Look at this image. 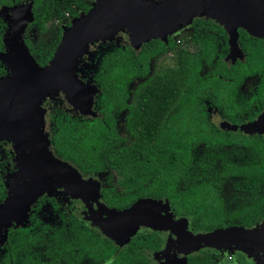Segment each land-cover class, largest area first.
Returning a JSON list of instances; mask_svg holds the SVG:
<instances>
[{"label":"trees","instance_id":"obj_1","mask_svg":"<svg viewBox=\"0 0 264 264\" xmlns=\"http://www.w3.org/2000/svg\"><path fill=\"white\" fill-rule=\"evenodd\" d=\"M89 9L90 6L81 0H33V25L41 32L51 22L69 26L70 20L77 17L78 11L86 13ZM61 34L62 30L59 28L47 42L36 46L26 41L30 53L40 66H45L52 59ZM149 58L144 46L138 53L130 47L113 52L107 42L96 44L93 50L90 48V55L83 59L87 66L82 72L84 78L91 80L100 91L95 97V105L102 118L99 122L98 119L92 120L89 125L76 122L71 129L72 125L65 126L62 111H52L55 147L63 159L74 164L85 162L88 165L86 169L91 171H95L97 167L101 169V164L106 160L111 163L114 161L109 149L111 133L104 124L109 125L112 119V107L123 103L124 86L136 78L146 77ZM197 60L187 47L180 49V91L177 96L181 115L192 112L188 106L191 99L199 97V91L202 90L198 89L205 87L202 81L198 84L194 82ZM218 74L232 77L230 72ZM247 75V72L240 73L241 78ZM151 79L146 80L133 95L138 100V108L132 110L130 115L135 127L133 134L136 142L132 149L118 151L120 170L127 179L124 187L127 191L137 190V195L120 199L111 190L108 198L112 205L129 206L136 196L141 195L153 199L165 198L173 213L177 217L188 218L195 231L210 232L232 226H256L264 219V136L239 135L234 139L204 135L203 132L194 135L184 130L183 126L177 136L171 133V124L165 126L147 122L142 117L139 105L143 97L148 95L149 99L158 101L159 104L153 106L152 112L165 108L166 98H172V92L169 95L168 91L174 83L171 72L164 80L160 79L156 85L149 86L148 93H145ZM212 80V86L215 87L216 83H222L216 77ZM257 92V99L264 107V79ZM199 142L205 145V153L201 157L193 154V149ZM227 145L229 148H226ZM146 182L148 185L142 187ZM70 230L73 232L71 241L77 247L83 243L85 247L91 245V251H87L89 256H100L109 261V264H151L144 251H156L161 244L155 234H139L131 240L128 247L120 251L113 248L109 241L98 239L92 234H83V231L74 230L72 225ZM62 234L63 227L54 229L51 248L44 252L58 264L65 248ZM21 235L23 240L30 239L29 234L24 236L21 231ZM11 238L18 240L15 234ZM95 248H99L100 253ZM10 252L14 255L16 250L12 249ZM190 264H216L215 256H196L190 260Z\"/></svg>","mask_w":264,"mask_h":264},{"label":"flooded vegetation","instance_id":"obj_2","mask_svg":"<svg viewBox=\"0 0 264 264\" xmlns=\"http://www.w3.org/2000/svg\"><path fill=\"white\" fill-rule=\"evenodd\" d=\"M29 1L0 0V52L5 51L2 38L7 30L1 11L14 5H24ZM91 2L87 1V4L90 6ZM80 13L84 12L80 11ZM229 14L222 16V20L206 16L194 18L189 24L181 26L171 34H168L166 41L160 39L150 40L147 44H143L138 51L132 48L126 33L119 32L107 42L113 52L119 48L130 47L138 53L144 46L146 54L150 58L147 62L146 77L136 78L124 86L123 103L115 104L112 107V119L109 125L103 123L111 133L109 149L114 161L111 163L106 160L101 164V169L97 167L95 171L87 170L88 165L85 162L74 164L63 159L55 147L53 131L55 123L53 122L52 111L55 110L63 112L62 115L66 121L65 126L70 127L72 125L71 129L76 122L80 124L85 122L88 125L94 119H98L99 122L102 115L96 109L98 107L95 105V100L92 108L97 113L95 118L84 116L79 109L68 105L63 94L54 95L51 98L47 97L43 100L42 107L46 109L44 132L50 141V150L57 159L67 162L78 171L85 182L79 187V190L83 191V193L80 197L73 198L70 195L71 190L56 188L51 190L49 194L45 193L38 197L30 206L25 226L12 222L6 229V240L0 246V264H56L57 262L54 263L52 257L50 255L46 256L44 252L50 250L53 230L59 227H63L62 235L65 243V248L62 251L63 258L59 264H109V261L105 258L89 256L87 251H91V245H86L85 247L83 243L77 247L75 242L71 241L73 236V232L70 230L71 225L74 230L83 231V234H92L98 239L109 241L113 248L120 251L128 247L131 240L139 234H155L161 240L160 247L156 251H144L147 261L151 264H170L173 260H179L184 257L187 264H190V260L193 257L203 255L215 256L216 264H229L227 261L232 258L230 260L227 258L226 261L224 254L211 248H203L185 255L183 252L185 249L176 245L177 237L170 231L154 232L148 228L141 227L129 243L117 246L106 238L97 227L93 226L90 219L92 217L105 219L107 215L105 210L102 209L103 206L109 209L124 210L139 199L149 198L143 195L136 196L135 201L126 207H115L108 198L111 190L120 199L137 195V190L127 191L124 187L127 179L120 170L121 163L118 161V151L130 150L136 142L133 134L135 127L132 124V119L130 120V115L132 110L138 108V100H135L133 95L149 78H152V81L146 87L145 93H148L149 86L156 85L160 79L164 80V77L171 72H173L174 83L168 91L169 95L172 92V98H166L165 108L152 112L153 106L159 104L158 101L149 99L148 95L143 97L139 105L140 111L143 113L142 117L147 122L151 121L154 125L164 124L165 126L171 124L170 128L173 130L171 133L177 136L182 126L184 130L192 132L194 135L202 134L203 132L204 135H220L221 137L234 139L239 135L263 136L261 134L246 135L242 132L225 130L227 125L239 127L250 124L264 114V107L260 105L257 99V88L264 79V39L251 35L248 32V27L246 28L243 22L228 20ZM230 21L232 23L231 27L230 25L228 26ZM33 26V24L28 25L23 35L25 43L26 41L30 42L29 33ZM231 29H234L236 33L237 49H235L234 54L231 53L229 44V30ZM94 47L90 48L93 50ZM182 47H187L193 58H198L196 70L194 71L195 84L200 81L205 84L203 89H198L202 90L199 91L200 96L191 99L188 106L192 112L188 113V115H181V105L177 96L180 91L178 70L179 54ZM84 58L86 59L87 57ZM85 62L86 60H83V63ZM84 69L85 67L82 68V70ZM229 72L232 73L230 78L218 74H228ZM244 72L249 73V75L241 78L240 73ZM8 75L9 71L0 63V78H5ZM78 76L83 82L88 80L84 78L83 72L78 74ZM213 77L220 79L222 83H216V87L212 86ZM203 79L206 81H203ZM228 82L233 84H228ZM97 124L94 126H97ZM222 126L225 128H222ZM204 146L203 142H199L193 149V154L195 156L203 155L205 153ZM226 148H229V146L227 145ZM16 157L14 145L8 141H0V204L5 201L8 194V186L13 181L11 175L16 171ZM147 185L148 182L143 183L142 187L145 188ZM170 211L173 213L172 209ZM173 215L175 220L182 218L177 217L174 213ZM2 224H4L3 221ZM187 230L193 235L205 233L195 231L190 225V220ZM21 231L24 236L29 234L30 239L23 240ZM0 232L3 234V228L1 227ZM14 234L18 236V240H12L11 237ZM85 248L88 250H85ZM12 249L16 250L13 253L14 255L10 252ZM95 250L98 253L101 251L99 248H95ZM254 263L253 259H247L242 255V260L238 264Z\"/></svg>","mask_w":264,"mask_h":264},{"label":"water","instance_id":"obj_3","mask_svg":"<svg viewBox=\"0 0 264 264\" xmlns=\"http://www.w3.org/2000/svg\"><path fill=\"white\" fill-rule=\"evenodd\" d=\"M32 7L30 0L1 11L7 30L2 38L5 51L0 52V63L9 75L0 78V141L14 145L17 164L7 197L0 204V227L3 228L0 246L12 222L25 226L30 206L38 197L56 188L71 190L73 198L83 193L79 190L82 182L78 171L57 159L50 150V141L44 132L46 109L42 103L47 97L63 94L67 104L84 116L97 117L92 108L100 91L91 80L83 82L78 76L87 66L83 58L90 55V47L126 32L130 45L138 51L150 40L166 41L168 34L194 18L206 16L222 20L229 13L228 20L243 22L251 35L264 39V0H93L86 13L78 14L69 26L61 27L60 42L52 59L40 66L23 38L28 25L34 22ZM229 34L230 50L234 54L237 49L234 29ZM235 129L264 136V114L252 124ZM102 209L107 217L91 218L92 225L117 246L129 243L139 228L145 227L175 234V243L185 249V255L203 248L216 250L234 245L238 252L258 263L254 248H264V219L252 228L232 226L193 235L187 230L186 218H173L168 200L142 198L124 210L105 206ZM170 264L187 262L184 257Z\"/></svg>","mask_w":264,"mask_h":264},{"label":"rangeland","instance_id":"obj_4","mask_svg":"<svg viewBox=\"0 0 264 264\" xmlns=\"http://www.w3.org/2000/svg\"><path fill=\"white\" fill-rule=\"evenodd\" d=\"M81 1H83L85 3H87V1H92L93 2V0H81ZM77 14H80V11H78ZM61 26H62L61 22L47 23L46 26H45L46 30L44 32L39 31L36 26H33V28L30 30V33L28 31V33L30 35V39H29L30 43L33 44L34 46H36L37 44L47 42L48 39L50 38V36L53 34V32H55L57 29L61 28ZM122 33H126V32H122ZM128 42L130 43L129 37H128ZM0 100H1V98H0ZM44 119H45V115H44ZM250 124H252V123H250ZM250 124H247V125H250ZM235 127L236 126L227 125V127L225 128V127L222 126V128H225V130H230L232 132H239V130H236ZM242 133L248 135L244 131H242ZM253 134H257V133L254 132ZM80 179H81V182L84 184L85 183L84 180H82V178H80ZM225 191L227 192L228 189H225ZM186 219H187V221L189 223V219L188 218H186ZM91 221H92V219H91ZM215 249L217 251H219L220 253L224 254V258H225L226 261H227V258H228V260H230L232 258L230 261H227L229 264H238V263H240L241 260H242V255H244L247 259H253L252 257L250 258L245 253L238 252V250L235 248L234 245H232V246L224 245V246H221L220 248H215ZM257 250H258V248H254L255 253H257L258 256H259L258 264H264V248L261 249V250H258V252H257ZM253 262H255L254 264L257 263L254 259H253Z\"/></svg>","mask_w":264,"mask_h":264}]
</instances>
